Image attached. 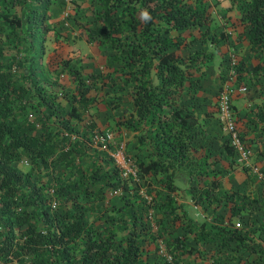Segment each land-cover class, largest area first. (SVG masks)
<instances>
[{"label":"trees","instance_id":"trees-1","mask_svg":"<svg viewBox=\"0 0 264 264\" xmlns=\"http://www.w3.org/2000/svg\"><path fill=\"white\" fill-rule=\"evenodd\" d=\"M5 1L19 5L22 15L0 10V16L24 29L29 49L37 54H30L21 69V82L0 62V264H185L189 255L209 258V264H264V215L261 220H236L251 203L264 206V194L222 192L218 178L208 179L209 154L197 152L195 144L200 120L182 98L190 89L188 83L196 82L195 71L213 56L201 43L230 36L210 30L211 3L97 0L93 13L98 24L86 26V33L89 41L104 46L106 69L85 76L63 59L75 82L66 95L71 104L63 112L59 102L63 94L45 86L39 73L51 0H0V6ZM230 2L237 11L232 23L235 39L252 51V60L240 59L235 68V84H246L248 89L246 94L238 92L241 109L233 100L235 122L241 137L253 145L252 163L264 164V0ZM196 33L198 46L192 45ZM99 100L110 106L125 101L117 124L134 133L139 180L118 165H97L91 170L76 166L51 189L36 182L34 176L43 167L54 169L56 161L50 157L56 147L61 145L56 159L63 161H69L76 148H67L55 132L37 134V123L20 120L18 111L35 107V117L44 128L56 116L63 129L72 130L70 119L79 120V105ZM215 102L207 105L209 116L216 115ZM221 145L223 155L235 161L226 135ZM259 148L262 151L256 154ZM26 158L29 164L17 163ZM194 179L200 185L192 186L193 199L214 201L209 224L192 218L177 197V182ZM118 187L120 203L96 210L94 219L88 220L86 214L94 211L91 201L97 203L107 197L108 189ZM238 200L242 203L236 204ZM222 202L231 203L234 219L217 210ZM95 218L105 224L98 226Z\"/></svg>","mask_w":264,"mask_h":264},{"label":"rangeland","instance_id":"rangeland-1","mask_svg":"<svg viewBox=\"0 0 264 264\" xmlns=\"http://www.w3.org/2000/svg\"><path fill=\"white\" fill-rule=\"evenodd\" d=\"M207 1L211 3L210 15L212 21L210 30H214L216 35L221 31H226L229 32L230 36L228 39H218L215 43L211 42L206 45L201 43L204 48L213 51V56L208 63L195 71L196 82L195 84L188 83L190 89L182 97L184 101L191 103L190 106L194 108L200 120L201 133L195 141L197 152L203 150L209 154L208 160L210 163L206 165V168L211 174L208 179L218 178V190L222 192L238 190L246 196H252L254 192L263 195L264 164L252 163L249 165L237 161V159L232 161L228 156H224L221 142L225 133L222 124L217 121L215 115L209 116V112H207L209 109H206L207 105H212L216 101L218 88L226 78L228 66L233 62H239L240 59L246 62L252 60V51L249 50L247 44L244 41L235 39L236 31L232 27L236 20L237 11L230 0H217L215 4L214 0ZM93 8H98L97 0H51L48 10L47 23L49 24V30L45 34L42 43L43 50L39 55L41 64L39 73L45 86L63 94L59 98L60 108L63 112L71 104V97H66V95L74 90L75 82L70 79L62 60H69L70 65L78 68L85 76L89 71H103L106 69L107 52L104 50V46L94 40L89 41L87 38L86 26L94 27L98 24ZM0 10L9 16L15 13L22 15L23 11L19 5H11L8 1L0 6ZM203 28L205 29V26ZM198 38L199 33H196V39L192 45H195V43V46L200 45V39ZM30 54L37 53L29 49L28 37L24 29L11 26L0 16V62L6 64L7 68H11L20 82L22 81L21 69L29 63L28 57ZM27 97L31 98V91H29ZM233 98L241 109L243 100H239L242 103L238 101L239 94H235ZM124 106L125 101L123 100L117 105L114 104V106L108 105L105 100H99L87 106L80 104L81 116L79 120L74 117L70 119V123L75 125L72 130L63 129L58 123L62 119L56 118V116H53L44 128L41 125V119L35 117L38 114L35 107L28 109L26 112L18 111L17 118L20 120L25 118L30 121L34 120L37 123V134H40L41 131L46 134L49 131L55 132L54 135L61 140V143H66L67 148H76L71 159L63 161L56 159L61 145L56 147V153L53 157H50L53 161H56L54 169L50 166L43 167L34 176V180L46 184L51 189L58 178L67 179L71 170H74L73 168L76 166L91 170L97 165H118L124 170L125 174H131L135 180H139L135 162L137 142L134 133L125 126L117 124V120L122 118ZM62 137L64 141H62ZM255 151L258 154L262 149L259 148ZM144 154L143 150L139 151V156L144 157ZM235 158H237L236 154ZM27 159L17 163L26 165L24 162ZM253 166H256L257 170L253 169ZM247 171L251 175H247ZM260 172H262V176L259 175ZM177 183L179 186L177 197L185 203L188 214L194 219L206 220L209 224L213 215L214 201L202 199V201L197 202L192 197L195 192L192 186L200 185L199 181L194 179L189 183L179 181ZM212 189L216 190L215 188ZM120 192L119 187L108 189L107 197L97 203L91 201L94 211L88 212L86 218L91 221L96 216V210L110 208L112 203L119 204ZM143 194L146 196L145 193ZM241 203V200L236 201V204ZM217 210L226 219L228 217L234 219L230 215L231 203L222 202ZM242 212V216L236 220L240 222H246L253 218V220H261L264 215V206L260 203H251L250 206L244 207ZM95 219L98 226L105 224L97 218ZM159 247L163 248L165 246L162 243ZM184 262L185 264H209L210 259L189 255Z\"/></svg>","mask_w":264,"mask_h":264},{"label":"built area","instance_id":"built-area-1","mask_svg":"<svg viewBox=\"0 0 264 264\" xmlns=\"http://www.w3.org/2000/svg\"><path fill=\"white\" fill-rule=\"evenodd\" d=\"M236 64L237 62H233L228 66L226 78L218 88L215 116L217 121L222 124L228 143L234 148L237 161L250 165L254 148L241 137L242 130L238 129L235 122L238 112L232 107L235 93L246 94L248 91L246 84L236 85L234 82ZM24 163L29 164V160H25ZM253 169L257 170L256 166H253ZM259 175L262 176V172Z\"/></svg>","mask_w":264,"mask_h":264},{"label":"clouds","instance_id":"clouds-1","mask_svg":"<svg viewBox=\"0 0 264 264\" xmlns=\"http://www.w3.org/2000/svg\"><path fill=\"white\" fill-rule=\"evenodd\" d=\"M144 16L147 17V13L146 12L144 13Z\"/></svg>","mask_w":264,"mask_h":264},{"label":"crops","instance_id":"crops-1","mask_svg":"<svg viewBox=\"0 0 264 264\" xmlns=\"http://www.w3.org/2000/svg\"><path fill=\"white\" fill-rule=\"evenodd\" d=\"M240 101H242V100H240ZM240 101H239V102H240ZM240 103H242V102H240Z\"/></svg>","mask_w":264,"mask_h":264}]
</instances>
